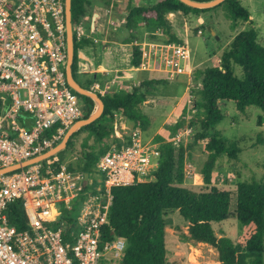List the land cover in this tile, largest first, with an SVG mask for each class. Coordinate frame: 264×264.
Returning <instances> with one entry per match:
<instances>
[{
  "label": "built area",
  "instance_id": "obj_1",
  "mask_svg": "<svg viewBox=\"0 0 264 264\" xmlns=\"http://www.w3.org/2000/svg\"><path fill=\"white\" fill-rule=\"evenodd\" d=\"M73 29L78 39L91 37L83 25ZM135 44L143 51L138 69L164 73L170 80L191 77L189 45ZM67 61L65 0H0V169L53 148L82 118L83 102L68 83ZM107 88L93 85L103 95ZM115 126L111 139L116 141L97 161L96 179L92 173L86 179V172L71 169L57 154L0 175V264H117L122 259L127 241L105 239L103 231L112 189L151 181L160 153L140 129L129 128L121 118ZM173 140L182 142V134ZM17 203L27 219L24 229L11 222ZM76 203L78 214L70 226L63 214ZM67 226L71 238L65 237ZM195 254L189 264H220Z\"/></svg>",
  "mask_w": 264,
  "mask_h": 264
},
{
  "label": "trees",
  "instance_id": "obj_2",
  "mask_svg": "<svg viewBox=\"0 0 264 264\" xmlns=\"http://www.w3.org/2000/svg\"><path fill=\"white\" fill-rule=\"evenodd\" d=\"M92 5V0H72V22L75 29L76 26L90 23ZM221 5L227 6L233 20L251 21L250 11L240 0H224L219 5L203 9L187 6L180 0H156L153 5L130 8L125 25L133 30L137 29L141 20L149 21L160 29L162 42H183L173 30L170 14L205 12ZM74 37L73 74L84 87L90 89L99 73H93L87 83L80 81L79 52L88 48L95 51L98 43L91 37L78 39L76 34ZM258 38L255 28L238 33L218 58L217 65L195 70L196 78L201 79V87L197 91L200 99L194 100L193 107L198 109V113L188 124L192 127L200 122V130L194 143L185 146L183 142L173 140L186 127L184 119L188 103L185 100L167 126L170 138L157 135L155 139L159 143L160 155L154 179L113 187V203L103 231L105 239L123 238L127 241L123 257L117 264H168L165 212L170 209L178 210L187 221L189 239L217 248L220 264H264V181L239 182L234 203L230 191L219 189L215 185L209 190L195 191L184 184L187 153L198 141L207 142L205 149L208 156L200 173L204 183L208 185L215 181L214 171L219 158L227 155L231 159H238L242 151L237 140L224 138L217 128L225 116L222 102L233 101L241 113H246L247 107L251 105L264 111V46ZM128 40L127 42H132V39ZM142 52L140 46H131L130 67L138 68L141 65ZM237 66L242 68V75L236 73ZM155 82L162 81L145 80L129 91L107 92L104 95L98 92L105 103L103 114L71 136L66 149L57 154L60 160H64L67 149L73 148L74 138L79 133L88 131L95 136V143L84 147L82 163L77 166L70 163L69 167L92 173L101 155L116 141L111 139V135L116 131L117 119H126L133 129L147 131L151 118L144 112L143 106L147 100V88ZM78 95L83 102L82 118H86L94 111L95 102L90 97ZM116 113H122L121 117H116ZM55 130L56 127L47 134L50 136ZM17 205L18 211H13L11 222L17 224L19 229H24L27 226L25 212L20 204ZM233 209L242 231L235 241L229 236H218L213 226L216 222L230 218ZM78 210L79 203H76L71 211L63 214L70 226ZM69 230L67 226L64 231L66 238H71Z\"/></svg>",
  "mask_w": 264,
  "mask_h": 264
},
{
  "label": "rangeland",
  "instance_id": "obj_3",
  "mask_svg": "<svg viewBox=\"0 0 264 264\" xmlns=\"http://www.w3.org/2000/svg\"><path fill=\"white\" fill-rule=\"evenodd\" d=\"M92 1L91 13L98 12L102 14L103 21L105 20L106 22L107 16L104 14L107 13L104 10L105 8H102V5H99L100 3H97V1ZM242 5L251 13V21L249 22L233 20L229 16L226 5L201 13L192 12L187 22L182 19V15H179L173 21L176 35L183 43L189 45L193 52L194 70L191 77H189L190 83L188 85V77L183 75H180L175 82L171 83L169 79L163 76L165 75L164 73L153 71L136 72V76L140 78L154 73L157 76L155 79L162 81L155 82L147 88V100L150 102L144 104L143 109L145 113L150 115L151 125L147 131L143 132L145 139L148 138L150 140L153 138L154 140L157 135H163V133L167 137L169 136L167 126L170 124H168L167 120L168 118L170 119L172 112L174 116L177 115L181 105L184 104L186 98L183 99L184 95L188 94V99L186 98L188 109L184 119L186 127L179 133L182 134V142L185 146L188 143H194L196 134L200 130V122L192 127L188 126V124L198 113V109L193 107L194 100L200 99L197 91L201 87V79L196 78L195 70L217 65L218 58L228 49L231 43L230 39L242 31L255 28L259 34L258 41L264 46V0H242ZM98 20L92 15L90 23L86 25L91 26L86 27L83 25L87 30V36L89 34L91 37L100 36L102 30L100 29L101 31L98 32L95 29L96 25L100 24ZM116 23H114V26L120 27L121 23ZM185 24L188 25L186 29L184 28ZM199 29L202 30L201 33L198 32ZM99 43L102 42L99 41ZM106 50V56L109 57L108 53H111L113 49L108 45ZM83 59L79 67V79L81 82L87 83L97 70H95L93 61L88 56L84 55ZM108 60L110 62L109 58ZM90 63L91 66L89 65ZM236 73L242 75V68L237 66ZM111 80V76L104 75L100 71L90 89H93V85L98 83L101 88L109 85L106 92H117ZM93 90L97 91V89ZM221 107L225 116L218 123L217 128L224 138L237 140L242 151L239 153L238 159H231L227 155L220 157L214 171L215 181L213 184L208 185L204 183L203 176L200 173L208 156L205 149L207 142L206 140L198 141L187 153L184 184L195 191L209 190L215 185L219 189L230 191L234 203L239 182L264 181V111L258 106L251 105L247 107L246 113H241L237 110L233 101L222 102ZM73 142V148L67 149L63 161L77 166L84 161V147L94 144L95 136L88 131H83L74 138ZM157 144L159 146V143ZM154 162L157 163V160H154ZM196 172L200 173V175H197ZM92 176L93 179L97 178L96 173L93 171ZM165 220L168 264H189L188 257L194 253H196L195 256H198L199 260L219 259V252L216 247L207 243L203 244V242H195L187 237L189 226L178 210H167L165 212ZM213 226L218 236H229L234 241L242 232L234 209L230 218L222 222H216Z\"/></svg>",
  "mask_w": 264,
  "mask_h": 264
},
{
  "label": "crops",
  "instance_id": "obj_4",
  "mask_svg": "<svg viewBox=\"0 0 264 264\" xmlns=\"http://www.w3.org/2000/svg\"><path fill=\"white\" fill-rule=\"evenodd\" d=\"M95 1H97V3H100L99 5H102V8H105L104 10L107 14H104V15L107 16V21L106 22L105 20L103 21V15L98 12L92 14L94 15V18L99 19L98 21L100 23L96 25V27L94 26L96 31L98 32L101 30L102 31H101L100 36L96 37L97 36L96 35L91 38L96 40V42L101 41L102 43L98 44L95 51L92 48L82 49L79 52L80 63L84 60L83 59L84 55L88 56L90 60L93 61L94 68L95 70H97L96 71L97 73L102 71L104 75H109L112 77L111 82L113 83L114 88L117 92L129 91L133 86H139L145 80L157 78V76L154 75V73L144 76L143 78L137 77L136 72H148V71L130 67L129 65L130 53L129 52H130L131 46L135 44L136 41H142V40L160 41L162 39V35L160 34V29L156 27L154 23L149 22V21H144V20H141L139 22L137 29L130 30L126 28V25H125L130 8L135 7V6L153 5L156 2V0H95ZM240 1L242 3V0ZM190 13L192 12H189V13L178 12V13L170 14L169 18H170V21L172 22V25H173V21L177 19L179 15H182V19H184V21L187 22V19L190 18V15H191ZM116 22L121 23L120 27L114 26V23ZM186 27H188V25L185 24L184 28L186 29ZM173 30H174V27H173ZM212 32L215 34L214 31ZM187 33L189 34V32ZM233 38H231L230 41H232ZM128 39H132V42H127L129 41ZM108 45H110V47H112L113 49L111 53H108L109 57L106 56L107 55L106 46ZM108 58L110 59V62ZM89 65L91 66V63ZM153 72H157V71H153ZM163 76L165 77V75ZM169 81L171 83L175 82L176 78L173 80L169 79ZM188 83H190L189 77L187 78V85ZM185 97L188 99V94H185L183 99ZM186 98L185 100L187 101ZM149 102H150L149 100H146L144 104H147ZM117 114H119L120 117L122 115V113H117ZM172 116H174L173 112L171 113L170 119L173 118ZM170 119L168 118L167 120L168 124H170L171 122ZM121 120L124 121V123L127 126H129V128L131 127L127 123L126 119L121 118ZM163 135L167 137L166 134L163 133ZM146 140H148V138ZM150 140L154 142L156 141L155 139L153 140V138H151ZM196 174L200 175V173L198 172H196ZM153 179L154 178H152V180Z\"/></svg>",
  "mask_w": 264,
  "mask_h": 264
},
{
  "label": "water",
  "instance_id": "obj_5",
  "mask_svg": "<svg viewBox=\"0 0 264 264\" xmlns=\"http://www.w3.org/2000/svg\"><path fill=\"white\" fill-rule=\"evenodd\" d=\"M184 4L194 8H211L216 5H219L224 0H209V1H198V0H180ZM66 3V23H67V50H68V61H67V68H66V77L70 86L79 94L90 97L95 102V109L94 111L86 118H81L77 120L66 133L63 135L62 140L56 144L53 148L49 149L48 151L44 152L43 154L26 160L22 163H17L15 165L1 168L0 175L20 169L23 166L44 160L49 158L53 155L58 154L60 151L66 149L67 144L71 136L81 129L82 127L91 124L95 120L101 117L105 110V103L103 99L100 97L98 92L94 91L93 89H88L84 87L74 76L73 74V63L75 57V37H74V29H73V22H72V0H65ZM86 179L89 177V173H85Z\"/></svg>",
  "mask_w": 264,
  "mask_h": 264
}]
</instances>
